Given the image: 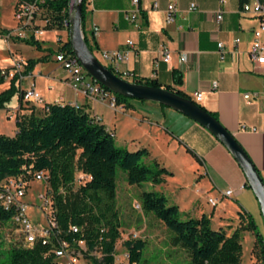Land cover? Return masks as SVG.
Masks as SVG:
<instances>
[{
    "label": "crops",
    "instance_id": "crops-1",
    "mask_svg": "<svg viewBox=\"0 0 264 264\" xmlns=\"http://www.w3.org/2000/svg\"><path fill=\"white\" fill-rule=\"evenodd\" d=\"M252 2L139 0L135 8L131 0H87L84 3L83 30L96 56L102 51L125 54L126 60L118 64L117 75L123 72L132 74L131 78H127L128 81H154L160 88L179 91L191 100H194L195 93L200 92L202 97L197 104L213 113L232 134L264 182V64L255 67L249 58L258 18L242 12V5ZM153 4H157L156 9H153ZM168 4H173L177 10L172 24H166ZM191 5H194L193 10L190 9ZM15 6L13 0V13ZM136 10V20L129 21L127 16ZM218 11L222 12V19L217 23L215 14ZM93 27L98 28L96 35ZM50 33H45L37 42L41 51L23 43L19 45L20 52L13 57L8 52L9 45L0 40V53L7 54L2 56L6 63L0 67L4 69H9L15 58H26V62L41 60L21 81L14 82L18 95L0 111L12 115L15 125L21 116L31 112L43 113L42 106L68 104L80 107L100 123L101 118L93 109L99 105L98 102L105 103L114 112L116 108L112 109L108 101L87 98L68 83L67 73L53 60L57 45L55 34ZM218 43L223 45L222 52ZM25 45L33 47L38 55L33 59L24 57L22 52ZM163 45L170 51L168 61L161 59ZM181 56H185V62L180 61ZM51 63L53 66H49ZM59 69L63 74L58 72ZM177 77L181 78L179 85L175 83ZM10 83L11 80H5L0 84V93L7 90ZM214 83L216 88L212 89ZM30 87L40 94L41 104L34 106L19 101L20 92ZM245 94H251V97L246 99ZM144 103L153 104L156 128L152 140L155 150L165 160L164 164L183 160L187 163L183 168L180 167V171L187 169L194 174L195 198L188 202L194 208L192 212H187L188 217L199 218L204 215L210 219L214 229H223L228 235L241 226L240 214L261 217L258 202L242 170L213 135L179 112L162 108L153 102ZM166 123L168 125L164 127ZM227 190L232 192L229 197L222 195ZM195 199L203 200L206 204ZM209 199L217 200V205L212 207L208 203Z\"/></svg>",
    "mask_w": 264,
    "mask_h": 264
},
{
    "label": "trees",
    "instance_id": "trees-1",
    "mask_svg": "<svg viewBox=\"0 0 264 264\" xmlns=\"http://www.w3.org/2000/svg\"><path fill=\"white\" fill-rule=\"evenodd\" d=\"M50 8L56 15L62 10L68 11V0H56L50 4ZM84 13L82 0L84 41L89 50L94 52L93 45L83 30ZM65 15L68 13L65 12ZM21 41L41 51L40 44L33 40ZM64 48L73 53L69 39ZM39 61L41 60H28L24 76ZM4 81L0 76V84ZM15 81L17 77L11 80L7 90L0 93V110L18 95ZM134 83L159 87L154 81ZM175 83L181 84V78L177 77ZM166 90L190 99L179 91L170 88ZM113 95L117 107L133 109L131 99ZM18 99L22 100L21 94ZM201 108L219 122L213 113ZM15 126L16 133L13 137L0 134V181L13 177L27 182L33 173L44 172L48 176L47 193L51 210L56 214L62 236H65L70 224L80 227L82 236L67 235L66 239H86L89 250L100 247V260L103 264H114V245L120 238L121 228L117 209V170L126 174V182L130 186H158L164 182L165 176H172V173L160 167L157 162L153 165L145 163V159L149 157L145 148L129 151L118 147L111 131L78 106L49 105L46 113L31 112L17 118ZM79 172L87 175L89 180L75 185ZM139 205L143 214H152L173 233L171 243L187 254L188 264H241L240 235L244 231L253 234L254 245L260 248L261 263L264 264V234H261L251 215L240 214L241 226L228 235L223 229H214L210 219L204 215L183 219L179 208L168 204L167 199L155 191L142 192ZM10 219L11 213L0 207V250L7 254L6 261L0 264H52V258L45 256L46 248L41 245L30 249L18 247L14 243L5 246L1 227L8 224ZM102 229L104 231L101 233ZM144 244L142 239H128L122 243L129 263L137 264Z\"/></svg>",
    "mask_w": 264,
    "mask_h": 264
},
{
    "label": "built area",
    "instance_id": "built-area-1",
    "mask_svg": "<svg viewBox=\"0 0 264 264\" xmlns=\"http://www.w3.org/2000/svg\"><path fill=\"white\" fill-rule=\"evenodd\" d=\"M15 10L13 18L16 22V27L8 32L0 33V40H6V42L13 36L20 40H33L38 42L39 39L47 32L55 34V43L57 49L53 54L54 62L67 73L68 83L82 95L87 98L96 99L100 101H108V105L115 109L114 95L108 90L104 89L91 78V81H86L87 74L83 67L80 65L75 55L64 48L69 34V18L65 15L66 10H62L57 15L50 8V4L56 0H14ZM87 0H84V3ZM139 0H131V3L137 8ZM157 8V4H153V9ZM191 10L194 9V5H191ZM242 12L245 14H252L258 18V26L253 31V42L249 50V58L255 67H260L264 64V43L262 42V36L264 35V0H253L252 3H244L242 5ZM137 10L127 16L129 21L134 22L137 18ZM177 10L173 4H168L166 8V24H172L176 18ZM58 17V19H56ZM222 19V12L218 11L215 14L216 22H220ZM93 33H98V28L93 27ZM238 42V40L236 41ZM131 44V42L129 43ZM218 48L222 52L223 45L218 43ZM94 54V53H93ZM95 57L99 62L107 69L117 75L118 64L126 60L125 54L119 51L101 53ZM161 59L168 61L170 59V51L166 46L161 47ZM181 62H185V56L180 57ZM26 63L21 60L14 61L9 69H0V76L4 80H12L17 77V81H21L24 78L23 68ZM120 78L127 80L131 78L132 74L123 72L118 75ZM130 82V81H128ZM212 89L216 88V84L211 85ZM22 101L31 105H39L42 103L40 94L34 87L20 92ZM202 94L197 92L194 94V102L197 103L201 100ZM251 94H245L244 98L248 99ZM43 113L48 112L49 106H42ZM99 122L98 120H96ZM255 132L256 130L253 129ZM47 180L48 176L38 171L32 174L30 181H23L19 178L8 177L0 181V207L11 213V219L8 224L15 228V234L17 240L15 242H9L17 244L18 247L30 249L35 245H41L46 248L45 256L52 258V264H103L100 260L102 257L100 247L96 246L93 250H89L86 245V239L72 237L70 241L66 239L67 235H81L82 229L76 225L70 224L65 236H62V232L59 230L56 214L51 210V201L47 193ZM89 180V177L82 172H79L75 178V185H80ZM31 182H40L44 185L45 193L40 194L38 197L41 200V205L38 207L39 211L45 217L46 224L41 226L40 224L30 221L27 211L29 204L26 202V194ZM231 191L227 190L222 195L229 197ZM208 203L215 207L217 200L209 199ZM136 209L140 208L139 204H136ZM104 229L100 232L102 233ZM82 236V235H81ZM128 239H139L137 233L130 234ZM101 240V239H100ZM115 250V248H114ZM116 253V252H114ZM123 262L121 264H136L129 263L127 252L123 255ZM96 259L97 261H94ZM115 264V254H114Z\"/></svg>",
    "mask_w": 264,
    "mask_h": 264
},
{
    "label": "rangeland",
    "instance_id": "rangeland-1",
    "mask_svg": "<svg viewBox=\"0 0 264 264\" xmlns=\"http://www.w3.org/2000/svg\"><path fill=\"white\" fill-rule=\"evenodd\" d=\"M12 6L13 0H0V29L16 27L12 16ZM2 42L9 45L10 49H8V52L11 57L20 52L19 45L23 44L15 36L11 37L7 42L6 40H2ZM24 48L25 50L22 52L24 57L33 59L38 55V52L33 47L25 45ZM5 54L0 53V66L6 63L2 59V56ZM17 60V58L12 59L13 62ZM21 61L26 63V58L22 57ZM49 66H53V63ZM44 67L46 66L44 65ZM0 69L4 68L0 67ZM58 72L63 74L60 69ZM87 80L91 81L89 77H86ZM130 102L133 109H125L122 106H118L114 112L105 103L101 102H98L97 104L99 105L93 109L97 111L98 117L101 118L100 124L104 125L114 135V140L118 147L125 148L129 151H135L140 148L147 149L150 156L145 159V163L153 165L157 162L160 167L173 173V176H165L164 182L159 186H151L149 184L130 186L126 182V174L121 170H117V209L121 228L119 230L120 238L114 245L116 252L115 264H121L123 262L122 255L126 250L122 246V243L127 238H130V234L133 233H137L139 239H142L145 243L137 264H188L189 258L187 254L181 248L174 247L171 243V239L174 236L173 233L152 214H143L141 209H136L135 206L140 203V194L142 192L155 191L162 194L167 199L168 204L176 205L181 212L182 218L187 219V212H192L194 208V205L189 206L188 203L190 199L194 200L195 198L193 194L195 189L193 186L195 182L194 174L187 169L184 172L180 171V167L183 168L184 164L187 163L186 161L181 160V162H175V164L166 162L164 164L165 160L155 150V144L152 140V137L155 136L154 130L156 128V119L153 117L152 111L153 104H146L138 100H131ZM90 114L93 115V111ZM12 118V115L9 116L5 112L0 111L1 135L12 137L11 135L14 134L15 125ZM151 123L154 124L152 125ZM166 125L168 124L166 123L164 127ZM44 193L45 188L42 183L31 182L25 198L29 204L27 215L30 221L36 222L41 226L46 224V220L42 212L38 209L41 205V200L38 196ZM195 200L203 205L206 204L203 200ZM196 201H194L195 204L197 203ZM252 219L263 235L264 223L262 217L253 216ZM1 236L5 246L10 244L9 242H15L17 240L15 228L10 224L1 227ZM240 241L242 245L241 264H262L261 250L258 246L254 245L255 238L253 234L249 231L242 232ZM6 258L7 254L3 250H0V262L6 261Z\"/></svg>",
    "mask_w": 264,
    "mask_h": 264
},
{
    "label": "water",
    "instance_id": "water-1",
    "mask_svg": "<svg viewBox=\"0 0 264 264\" xmlns=\"http://www.w3.org/2000/svg\"><path fill=\"white\" fill-rule=\"evenodd\" d=\"M68 18V39L72 52L87 76L112 94L131 100L153 102L170 108L207 130L223 145L242 170L246 182L258 202L264 223V183L253 162L232 134L193 100L180 97L160 87L128 82L102 65L84 41L82 0H68Z\"/></svg>",
    "mask_w": 264,
    "mask_h": 264
}]
</instances>
